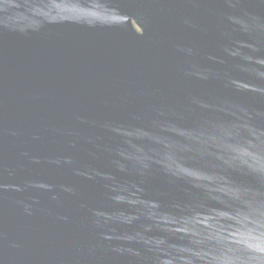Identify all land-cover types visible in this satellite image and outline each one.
Masks as SVG:
<instances>
[{"label":"water","instance_id":"1","mask_svg":"<svg viewBox=\"0 0 264 264\" xmlns=\"http://www.w3.org/2000/svg\"><path fill=\"white\" fill-rule=\"evenodd\" d=\"M0 264H264V0H0Z\"/></svg>","mask_w":264,"mask_h":264}]
</instances>
